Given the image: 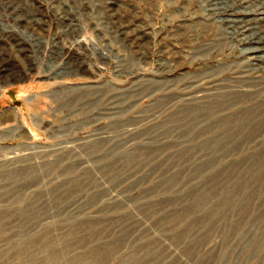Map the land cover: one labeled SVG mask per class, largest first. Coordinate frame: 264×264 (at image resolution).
I'll use <instances>...</instances> for the list:
<instances>
[{
    "label": "rangeland",
    "instance_id": "1",
    "mask_svg": "<svg viewBox=\"0 0 264 264\" xmlns=\"http://www.w3.org/2000/svg\"><path fill=\"white\" fill-rule=\"evenodd\" d=\"M254 107L264 0H0V264H264Z\"/></svg>",
    "mask_w": 264,
    "mask_h": 264
},
{
    "label": "bare ground",
    "instance_id": "2",
    "mask_svg": "<svg viewBox=\"0 0 264 264\" xmlns=\"http://www.w3.org/2000/svg\"><path fill=\"white\" fill-rule=\"evenodd\" d=\"M260 4V3H259ZM262 4V3H261ZM260 7H261V5H260ZM69 64V63H68ZM79 64V63H78ZM235 91V90H234ZM241 92V91H240ZM249 93V92H248ZM243 95V94H242ZM237 96H238V94H237ZM237 98V97H236ZM240 98H242L241 96H240ZM258 107H260V106H258ZM256 108V107H254V108H249V110H247V111H245V112H243V113H240V114H238V115H236V120L237 121H239L238 123H240V124H243L244 123V120L246 119V118H248L249 119V116H251V115H254V116H252V117H254V118H257L258 119V122H255V123H264V108ZM239 125V124H238ZM237 125V126H238ZM262 128V127H261ZM229 129H232V127H230ZM242 129V128H241Z\"/></svg>",
    "mask_w": 264,
    "mask_h": 264
}]
</instances>
